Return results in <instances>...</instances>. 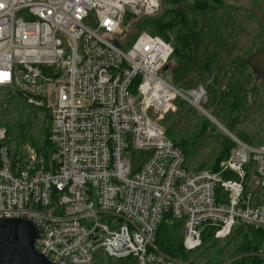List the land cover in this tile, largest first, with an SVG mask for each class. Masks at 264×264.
<instances>
[{"label": "built area", "instance_id": "obj_1", "mask_svg": "<svg viewBox=\"0 0 264 264\" xmlns=\"http://www.w3.org/2000/svg\"><path fill=\"white\" fill-rule=\"evenodd\" d=\"M160 10V0H0V104L3 90L16 89L46 108L56 149L55 169H17L0 125V216L36 221V249L55 264H97L98 252L115 264H194L155 246L168 214L184 221L189 251L202 245L204 224L219 239L238 223L264 229V145L233 136L236 164L191 171L166 136L161 119L173 100L203 112L208 91L178 90L162 77L173 48L161 37L144 30L127 47L126 21ZM27 145L31 162L41 163ZM140 150L149 156L135 164ZM243 163L252 166L249 181ZM232 166L237 182L222 175Z\"/></svg>", "mask_w": 264, "mask_h": 264}, {"label": "trees", "instance_id": "obj_2", "mask_svg": "<svg viewBox=\"0 0 264 264\" xmlns=\"http://www.w3.org/2000/svg\"><path fill=\"white\" fill-rule=\"evenodd\" d=\"M160 1L161 6L166 5L167 8L164 11L161 10L162 12L159 16L157 15L148 19L145 18L143 20L138 19V31L134 36L132 35L130 41L127 43V47H130L135 42L139 33L144 30L150 32L153 35L161 37L173 48V53L168 61L169 67L167 70L171 71V83L174 87L179 90L192 88L196 84L190 80L192 73L203 79H208L214 68L218 70L219 75L218 77L215 76L212 79L213 83L209 86L208 91L210 93V101L209 99L207 100V102L203 105L204 108L216 118H218L214 112L212 113L210 110H208V106L210 104H213V110L216 112L219 109L221 112L223 110L226 111L227 105H231L233 108L238 107L241 98L245 96L243 84L238 81L236 77H233V79L227 83V86L222 85V81H220V74L228 64L227 61L222 59L221 55L223 51H228L229 47L234 48L229 42L233 35L232 33H228L226 35L224 32H222L219 25L210 27L211 23L208 21V17L206 16L210 12H215L218 9L223 8L226 5L224 0H196L191 6L193 15H190L182 7V4L187 0ZM128 31L129 30L127 28L126 33ZM124 35L127 36V34ZM172 61L175 63L173 68L170 67V63ZM230 64L234 70V72H232L233 76H235L238 68L247 65L243 57L232 59ZM18 97L28 104L25 99H23L22 95L18 94ZM177 97V101H175V104L177 105V111L175 110L176 113H174V111L168 112L163 118L164 124H166L169 117H174V115L178 117L180 115H186L190 110L189 108H191V105L187 101L180 98L179 96ZM29 106L31 107V111L34 113L36 118L33 119L28 115L27 119L22 121V123H24V126L31 125L32 127L35 123V120H37L38 114L40 116L43 115L44 121H46V123L45 127L42 128L41 131L43 136L42 141L39 142L35 137L28 136L26 130H16V127L14 129L10 124L5 126L7 129V138L9 141L8 144L14 148V143H16L15 149H13L15 150L14 152L16 156L18 152H24L23 147L24 145L28 144L26 141H29L31 143L30 145L34 146L38 154L42 157L45 170H53L54 162H52V165H50V162L53 154L56 152V149L50 140L52 131V116L46 108H36L32 105ZM204 121L205 120L202 121V124L199 127L200 134H198L197 137H177L173 129L176 126L174 120L172 121L171 127L167 129L170 137L174 139V141L171 140L173 144L181 149L184 155H189V161L192 160L196 154L194 149L197 145L194 144L193 139L200 140L201 145H203L205 137L208 136V132L213 127L210 121H208L209 123H203ZM224 127L230 132L235 133L236 136H238V138L242 141L249 143L248 141L250 138L247 133L240 130L233 132L230 128H228V126L224 125ZM232 127H235L234 119L232 122ZM13 134H15V140L11 141V136H13ZM203 135L204 138L202 137ZM221 137L220 150L209 164V166L212 164L210 170L213 172H218L221 170L220 162L229 157V155L237 146L232 138L225 137L223 135ZM134 155L136 161H138L139 157L137 154ZM21 156L23 155L21 154ZM198 169H205V166L200 165ZM222 175L225 178H234V174L231 170L223 171ZM217 197L218 200L226 199L227 194L222 188L218 187ZM183 225V220L173 219L170 214L165 216L163 221L159 224L155 238V246L163 253L175 256L182 260H186L189 259L190 254L185 251L183 246V233L181 234ZM213 226L214 225L211 224H204L201 228L202 239H204L203 242H208V244L201 249L200 254L206 253L210 249L215 250L214 256L207 260L208 264L219 263L217 261H221L223 263L225 257L228 256V244L234 242L235 246L233 249H231L233 255L229 258L230 262L228 264H264V255H262L264 254V229H256L246 226L242 223H238L233 229L239 227V231L242 232V236L240 234H236L235 236L227 237L226 243L224 245H220L219 238H216L214 235V231L217 227L214 226V228ZM131 263V258L119 261V264Z\"/></svg>", "mask_w": 264, "mask_h": 264}, {"label": "rangeland", "instance_id": "obj_3", "mask_svg": "<svg viewBox=\"0 0 264 264\" xmlns=\"http://www.w3.org/2000/svg\"><path fill=\"white\" fill-rule=\"evenodd\" d=\"M195 1L196 0H187L182 4V7L190 15H193L191 6ZM224 3L226 5L223 8H220L215 12H210L206 15L208 17V21L211 23L210 27L212 26L215 27L219 25L222 32H224L226 35L228 33H232L233 35L232 39H230L229 42L231 45H233L234 48L229 47L228 51H223L221 55L222 59L227 61L228 64L227 67L220 74V81H222V85L227 86V83H229L233 79V77H236L238 81H240L243 84L245 96L241 98L238 107L233 108L231 107V105L230 106L227 105L226 111L223 110L222 112L220 111V109L217 112L214 111L213 104H210L208 106V110H210L212 113L214 112V114H216V116L219 119L216 118L214 115H212L209 111L208 112L212 116H214V118H216L222 125L224 124L228 126V128H230L233 132H235L236 130H240L247 133L250 138V140L248 141L250 145L253 146L264 145V0H224ZM166 8H167L166 5L161 6L162 11H164ZM161 10L157 14L158 16L161 15L162 12ZM141 19L143 20L145 18H141ZM137 22H138L137 20L134 21L131 19L126 21L124 27V34H127V38L125 43H128L132 35L134 36L138 31ZM127 28L129 31L126 33ZM240 57H243L247 65L238 68V71L235 70L236 73L235 76H233L232 72H234V70L230 62L232 59L240 58ZM174 66L175 63L172 61L170 63V67L173 68ZM170 74H171L170 70H163L161 72L162 77H164L165 79L171 82L172 76H170ZM218 75H219L218 70L213 68L212 73L211 75H209L208 79H203L201 77H198L194 73L191 74L190 76L191 79L190 78L189 79L196 83L195 86L193 87L203 85L207 89V91H209V86L213 83L212 79L215 76L218 77ZM187 89L189 88H185V90ZM18 94L19 93L13 92L11 90H3L2 93L3 98L0 104V125L7 126L11 124L14 129L16 127V130L18 129L22 131L26 130L28 136L30 137L33 136L39 142H41L43 139L41 131L42 128L45 127L46 121H44L43 115L40 116L38 114L37 120H35V123L32 127L31 125L24 126L23 125L24 123H22V121L27 119L28 115L31 116L33 119H35L36 117L34 113L31 111V107L28 104H26L24 100L18 97ZM209 94L210 93L208 92V97H209L208 99L210 101ZM177 98L178 97H176L173 100L172 103L173 107L172 109H170V111H174V113H176L177 111L176 110L177 105L175 104ZM54 103L55 100L53 93L51 104ZM190 107L191 108H189L190 110L187 112L186 115H180L179 117L174 115V117H169L166 124H164V120L161 119V123L163 124V126L165 125V131L168 138L174 141V139H172L168 134V130H167L168 128L171 127L173 120L174 123L176 124L175 128L173 129L177 137L180 136L197 137V135L200 134L199 127L202 124V121L205 120L203 123H209L208 121H210L213 127L208 132V136L205 137L203 145H201L200 140L193 139L194 144L197 145L194 149L196 154L194 155L193 159L189 161L188 160L189 155H185L186 156L185 166L187 169L189 168L188 170L191 171L199 170L198 168L200 167V165L205 166V169L202 170H210L212 164L210 166L209 164L220 150V142L222 138L221 136L222 135L225 137H230V136L227 134V132L224 129H222L215 122L209 119L202 111L197 110L193 106ZM151 114L154 116V118L156 117L157 119H159L156 113L153 112ZM233 119L235 120V127H232ZM233 134L234 136H236L235 133ZM14 135L15 134L11 136V141L15 140ZM202 137L204 138V135ZM26 142L28 144H31L29 141ZM15 146L16 143H14V148L11 147L10 145L8 147L13 163L16 164L14 166L17 169H20L22 167L24 169L29 165L35 166V168H38L39 166L43 165L45 168L43 161L41 163H38V160L36 159L35 161L31 162V159L29 158V154L26 150L28 145L24 147L25 152H21V153L18 152L16 156L14 152L15 150H13L15 149ZM32 147L37 152L36 148L34 146ZM21 154L23 156H21ZM145 155L146 154H142V152L137 153L139 160L134 161L135 164H137L136 162H140L142 160V157H144ZM52 162H54L53 168L55 169L56 162L53 160V158H51L50 165H52ZM247 166H246V171L249 176L251 174L252 166L251 164L250 165L248 164ZM247 190L249 191V188H247ZM239 230H240L239 227L233 229L232 232L227 237L235 236L236 234L241 235L242 232ZM182 233H184V225L181 234ZM214 235H215V231H214ZM227 237L219 239L220 245H224L226 243ZM203 240L204 239H202V245L196 250L189 251L185 248V251L188 252L190 256L189 259H186L184 261L191 262L194 264H208L207 260L214 256L215 250L210 249L206 253L200 254L201 249L208 244V242L205 243V241L203 242ZM234 246H235V242L229 243L228 244L229 249L227 251L228 256L225 257L223 263L221 261H217L219 263L216 264H228L230 262L229 258L233 255L231 249H233ZM166 255L173 258H177L169 254ZM96 258H100L99 259L100 263L97 264H115L113 261L105 260L102 257L101 253L99 252L96 253Z\"/></svg>", "mask_w": 264, "mask_h": 264}, {"label": "water", "instance_id": "obj_4", "mask_svg": "<svg viewBox=\"0 0 264 264\" xmlns=\"http://www.w3.org/2000/svg\"><path fill=\"white\" fill-rule=\"evenodd\" d=\"M203 113L231 138L234 136L207 110ZM40 235V225L31 218L0 216V264H55L36 249Z\"/></svg>", "mask_w": 264, "mask_h": 264}, {"label": "bare ground", "instance_id": "obj_5", "mask_svg": "<svg viewBox=\"0 0 264 264\" xmlns=\"http://www.w3.org/2000/svg\"><path fill=\"white\" fill-rule=\"evenodd\" d=\"M13 92H16V93H19L21 95H24V93L22 91H19V90H13V89H9ZM28 96V95H27ZM44 106L48 107L47 103L45 102ZM214 118V117H213ZM139 152H142V154H146L144 157H142L144 160H146L149 156V152L145 151V150H140ZM229 160L230 163H235L236 164V158L234 157V155H232V153L229 155V157L227 159H225L224 161H227ZM246 166L247 164L246 163H243V165L241 166V178H243V181H249L250 178L247 174V171H246ZM233 167V166H232ZM194 171H204V170H194ZM233 174H234V178H229L230 180H232L233 182H237L238 180H240V176L239 174H237V171L235 170V168L233 167V170H232Z\"/></svg>", "mask_w": 264, "mask_h": 264}]
</instances>
